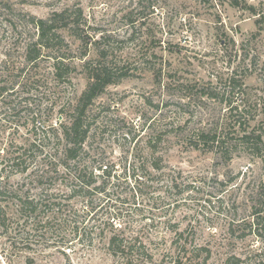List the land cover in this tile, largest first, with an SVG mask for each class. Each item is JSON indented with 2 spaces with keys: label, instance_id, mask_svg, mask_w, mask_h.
I'll return each instance as SVG.
<instances>
[{
  "label": "rangeland",
  "instance_id": "rangeland-1",
  "mask_svg": "<svg viewBox=\"0 0 264 264\" xmlns=\"http://www.w3.org/2000/svg\"><path fill=\"white\" fill-rule=\"evenodd\" d=\"M3 2L40 19L52 11L81 8L92 27L90 34L96 39L107 37L113 48L109 60L128 77L107 87L90 107L95 132L87 147L95 154L96 166H108L111 177L97 179L106 182V193L90 197V212L82 218L87 234L82 240L68 231L58 234L53 231L57 222L51 234L42 223L48 216L42 206L68 189L55 177L36 179L45 170L41 162L45 155L38 149L27 154L30 161L35 159L29 171L13 173L9 179L13 187L19 185L20 196L40 205L36 213H22L10 222L8 230L0 226V264H23L27 257L35 264H119L98 236L102 232L107 237L113 230L127 237L139 234L152 254V264H169L183 244L192 255L195 247L206 249L207 264H224L230 256L247 260L264 251V149L255 157L253 147H233L225 160L214 149L190 147L185 138L188 131L218 124L230 130L238 126L253 130L264 142V0H237L235 6L232 0ZM7 14L13 15L6 8L0 12V22ZM2 31L0 24L4 55L9 35ZM25 32L11 50L16 61L22 56L15 48L33 36ZM64 36L72 56L79 58L83 49L67 33ZM3 58L0 88L15 82ZM91 58L93 51L85 59ZM83 61H74L77 70L70 84L15 85L13 91L0 95V149L24 144L31 138L33 124L57 122L60 106L86 87L80 69ZM49 68L47 61L41 63V76H47ZM230 78L238 81L232 94ZM187 85L196 86L197 93L200 88L215 91L218 99L193 97L187 109L178 110L176 103L187 96ZM19 102L21 107L16 105ZM178 123L181 127L176 129ZM69 202L80 213L86 212L81 199ZM90 237L93 243L88 250Z\"/></svg>",
  "mask_w": 264,
  "mask_h": 264
},
{
  "label": "trees",
  "instance_id": "trees-1",
  "mask_svg": "<svg viewBox=\"0 0 264 264\" xmlns=\"http://www.w3.org/2000/svg\"><path fill=\"white\" fill-rule=\"evenodd\" d=\"M233 5H238L237 0H232ZM0 12L5 8L13 14L6 15L0 24L3 26L2 34L6 36L5 45L8 46L7 52L1 54L6 64L5 70L9 72L12 82L9 87L0 88V95L3 92L13 91L15 85L30 84L38 86L41 82L49 87H54V83L63 81L71 83V75L76 72L77 67L75 60L83 61L91 51L94 52V58L85 59L80 66L81 72L86 78V87L84 91L75 99H71L67 104H63L57 111V122L37 126L33 124L29 131L31 138L26 139L25 143L16 147V149L2 150L0 154V226L8 230L10 222H14L17 217H22V213H36L38 211L39 202L33 199L19 195V185L13 187L10 184V177L14 174H24L29 171V166L35 163L29 160L28 153H35L40 149L39 153L45 155L42 158L44 172L36 179L42 180L46 176L50 179L57 178L60 184L68 189L67 193L59 195V198L44 204L43 209H47V219L42 222L49 233L54 228V222L57 227L53 230L58 234L61 231L67 232L72 237L82 238L86 233V226L83 223L84 214L90 211V197L94 194L106 193V182H98L97 179L105 176L108 180L111 177L110 168L106 165L98 164L96 166L94 158L95 154H91V148L87 147V141L93 135V125L91 124L92 115L90 107L93 105L110 85L118 82L120 79L128 77L127 72H117L113 66V62L109 60V53L113 50L105 41V36L100 39L94 38L90 31L92 27L88 26L81 8H65L52 11L47 18H36L32 15L12 9L11 6L5 5L0 0ZM5 5V8L3 7ZM26 31L33 33V36L27 40H23L15 51L21 54V61L12 58L11 50L14 51L15 42L26 36ZM67 33L74 39L75 43L83 49L79 58L72 56L71 48L64 36ZM6 34V35H7ZM25 39V38H24ZM107 40V39H106ZM11 53V54H10ZM10 58V59H9ZM47 61L50 65L48 75L41 76V63ZM37 76H41L37 80ZM234 78L229 79V94L235 89ZM184 88L183 84L179 86ZM196 86L187 85V96L181 99H187L184 103L180 99L176 105L181 109H187L191 104V98L195 97L199 100H216L218 94L215 91L206 92L204 88H200V92H193ZM241 87V85H240ZM50 90L52 88H49ZM54 89V88H53ZM22 102L17 103L20 106ZM21 107V106H20ZM15 107L13 108V111ZM187 114V111H183ZM181 124L175 127L179 129ZM212 125L207 129H193L188 131L185 136L188 145L195 149L216 150L225 160H228L232 153L233 147H243L249 149L253 147L252 152L255 157H260L261 149H264V142L261 134L255 131L247 132V128L238 126L232 130ZM91 150V151H90ZM252 151V149H251ZM32 163V164H31ZM101 171V175L94 174ZM54 173V174H53ZM58 176V177H56ZM36 180V182H37ZM35 182V181H34ZM35 182V183H36ZM52 195V194H51ZM51 198V197H50ZM72 199H81L86 204L80 213L69 202ZM40 206V207H41ZM85 214V215H86ZM18 220V219H17ZM258 225V222H256ZM99 230V229H98ZM93 232V230H91ZM87 234V233H86ZM64 239L67 237L62 234ZM90 235V234H88ZM101 244L106 253L116 260L119 264H135L148 263L152 264V254L144 243L142 237L137 233H132L128 237L120 230H116L103 237L101 232ZM103 237V239H102ZM86 246L92 248V239ZM176 244L177 242H173ZM186 244L177 248V253L169 264H207L209 253L204 248L195 249V255L190 254L186 249ZM207 252L206 254H203ZM204 255V256H202ZM23 264H35L31 258H26ZM224 264H264V251L256 253L252 258L241 260L239 257L230 256Z\"/></svg>",
  "mask_w": 264,
  "mask_h": 264
}]
</instances>
